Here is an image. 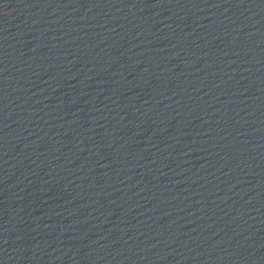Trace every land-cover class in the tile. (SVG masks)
Wrapping results in <instances>:
<instances>
[{
	"label": "water",
	"instance_id": "95a60500",
	"mask_svg": "<svg viewBox=\"0 0 264 264\" xmlns=\"http://www.w3.org/2000/svg\"><path fill=\"white\" fill-rule=\"evenodd\" d=\"M0 264H264V0H0Z\"/></svg>",
	"mask_w": 264,
	"mask_h": 264
}]
</instances>
